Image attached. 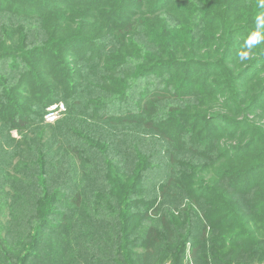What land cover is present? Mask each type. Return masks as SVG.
Returning a JSON list of instances; mask_svg holds the SVG:
<instances>
[{
	"label": "trees",
	"instance_id": "obj_1",
	"mask_svg": "<svg viewBox=\"0 0 264 264\" xmlns=\"http://www.w3.org/2000/svg\"><path fill=\"white\" fill-rule=\"evenodd\" d=\"M191 2L194 5L193 9L189 8ZM262 5L263 0H0V17L23 21L27 17L33 21L39 19L42 27L47 30L40 45H24L29 44L28 30L18 39L9 34L5 38L0 36V65H7L10 71H19V67L27 69L21 75L20 81L28 77L37 81L42 75H47L60 86L68 81V77L75 75V71L70 68L72 63L70 55L74 54L76 57L87 55L93 57L94 65H102L100 71L118 72L117 77L106 78L111 86L120 89L124 86L121 94H117L119 93L117 90H109L108 93L115 95L116 98L118 95L127 94L124 91L134 86L133 82L136 79L152 77L153 70L158 68L164 71L179 70L192 64H204L203 58L219 56L218 60L211 63L214 68L225 72L226 77L222 80L226 89L224 91L232 93L237 74L234 67L239 61V58L234 57L236 55L241 57L245 51L253 53L257 49L248 44L259 43V33L260 37L264 35V31L259 33L256 31L257 28L264 27ZM0 23H2L0 29L5 33L8 29L6 25L17 24L16 21ZM77 25H79L77 33L67 36V30ZM101 33L105 38L98 36ZM234 44L244 48L237 52L233 49ZM85 47L89 50L87 52L85 50V56H80L79 50ZM257 48L260 52L263 45L259 44ZM132 50L134 53H131ZM135 55L138 60L134 59ZM228 62L231 69L226 68ZM133 65L139 70L138 75L132 78L129 72L134 68ZM0 85L7 88L1 80ZM208 95L211 94L207 92L206 96ZM165 97H167L165 94H159L156 99ZM229 99L236 101L230 96ZM52 101H48L46 105ZM100 105L102 103L97 105V109L101 107ZM108 119H112L113 122L129 123L142 121L143 128L140 129L144 130H142L144 139L140 131H130L127 135L133 151L129 156L122 158L130 159L131 156H135L132 164L126 169L122 165L114 167V163H111L114 156L109 159V154L119 156L117 148L110 149V144L104 146L106 150H102L103 155V152L99 151L102 148L98 145L99 140H95L94 135L87 136L89 138L87 140L84 133L78 134L87 143L88 151L103 158L97 162L92 161L90 166L92 168L87 169L88 164L85 165L83 158L79 157L80 163L84 164L82 174L85 175L80 181L81 190H73L71 185L69 189L72 191L69 192L70 184L67 183L71 173L69 169L63 171L65 178L61 175V179L64 181L57 184L54 189H50L48 183H42L43 189L38 194L44 195L48 200L45 201L43 197L41 201L36 202V206L28 207L27 227L32 232L28 237L32 240L19 264H27L28 259L34 257L33 251L45 243L43 228L48 225V217L54 214L55 198L59 197L73 205L74 215H78L79 218L85 217L89 205L92 206L89 210L91 214L100 213L101 217L106 218L99 222L92 220V215L88 217L89 222L98 225L103 223L113 229L111 231L113 238L107 246L108 255L102 264H152L149 260L152 255H156L155 263L160 261V264H180L187 247L190 249L192 261L187 260L186 264L264 262V180L259 179L247 184L240 182L253 171L264 169V162L256 164L249 162L256 157L250 150L252 143L246 144L244 141L234 146V149L239 150L234 156H228V153L220 154V159L225 161L218 167H214L210 160L206 162L207 164L203 162L202 169L211 168L216 176V182L207 186L197 182L200 181V177L196 179L197 184L189 188L188 194L185 193L186 197L182 193L181 199L183 197V200L185 199L184 207L179 210L178 203L172 212L159 217V224H155L148 219L158 215L160 203L158 204V199L146 201L141 193L145 187L147 172L154 163L152 160L157 159L158 146L162 143L168 146L175 141L153 119L147 121L128 117ZM25 125L26 122L21 118L12 127L22 129ZM86 132L93 133L89 129ZM246 146L249 148L245 149ZM261 154H264V148ZM47 172L48 168L43 160L41 173ZM91 173L95 176L89 177ZM171 180L170 178L169 181ZM70 181L72 183V179ZM204 192L207 193L206 196ZM88 193L93 194L92 199L90 195H86ZM155 197H160V193L159 195L156 193ZM109 210H114L111 214L115 219L107 218L110 217ZM38 214H41V217ZM66 216L65 213L58 216V223L62 227L65 226L63 219L66 220ZM199 222L202 227L198 236L196 231L199 230L197 228ZM181 225L184 226V240L178 246L177 236ZM162 235L169 238L167 245L172 242L176 244L158 249ZM61 238L63 239V236ZM138 240L142 241L139 245ZM233 241H237L238 244L232 246ZM90 243L91 240L89 245L92 247ZM30 247L31 253L28 250ZM2 251L0 249V252ZM157 251L160 254L156 253ZM5 255L6 253L3 256ZM12 261L9 263L18 264Z\"/></svg>",
	"mask_w": 264,
	"mask_h": 264
},
{
	"label": "rangeland",
	"instance_id": "obj_2",
	"mask_svg": "<svg viewBox=\"0 0 264 264\" xmlns=\"http://www.w3.org/2000/svg\"><path fill=\"white\" fill-rule=\"evenodd\" d=\"M193 6L191 2L189 8L193 9ZM262 8L264 11V0ZM192 18L196 20L195 17ZM8 21H16L17 24L6 25L8 27L6 33L0 29V36L5 38L9 34L18 39L28 30L27 35L30 40L29 44H24L26 46L40 45L47 33L39 19L33 21L27 17L23 21L0 17V22ZM78 28L79 25L70 27L67 36L76 34ZM260 28L256 29L258 33L264 31V27ZM260 34L259 43L248 44L258 51L254 50L253 53L245 51L246 53L241 57L237 55L234 57L239 58V61L234 67V72L237 74L232 93L224 91L226 89L222 80L226 77L225 72L214 68L211 63L218 60L219 56L203 58L204 64H192L179 70L164 71L162 68L153 70L152 77L136 79L133 82L135 85L124 91L127 94L118 95L116 98L115 95L108 93L109 90H117L119 91L117 94H121L124 86L121 89L111 86L106 78L117 77L118 72L100 71L102 65H94L93 57L86 55L89 50L87 47L79 50L80 56L86 55L85 57L70 55L72 58L70 68L75 71V75L68 77V81L60 86L47 75H42L37 81L31 77L20 81L21 75L27 69L19 67V71H10L7 65H0V80L7 87L0 85L2 106L0 110V249L3 250L0 252V264H10L12 260L19 264L31 242L32 238L28 237L32 232L27 227V212L28 207L36 206V202L41 201V198L48 200L44 195H39L43 189L42 183H48L49 188L54 189L57 184L64 181L63 178L61 179V175H64L63 171L69 169L71 170L67 182L70 184L69 192L72 189L81 190L80 181L85 175L82 174L84 164L80 163L79 157L83 158L85 165L88 164L87 169L92 168L90 167L92 161L102 160L103 157L95 156L86 149L87 143L78 134L84 133L87 140L89 139L87 136L94 135L95 140H99L98 145L102 147L99 150L101 153L106 150L104 146L109 144L110 149L117 148L119 156L110 153L109 159L114 156V160L111 159L113 166L122 165L124 169L128 168L135 158V156H131L130 159L122 158L129 156L133 151L127 135L130 131H140L142 134L143 129L141 130L140 127L143 128V123L140 118L144 119L143 121L153 119L170 134L175 142L169 143L168 146L164 143L158 146L157 159L152 160L154 163L147 172L145 187L141 193L146 201L158 199V204L160 203L158 215L148 219L155 224H159V217L172 212L178 203L179 210L184 207L185 199L181 197L183 194L185 196L186 192L188 194L193 184H197L196 179L200 177V181L197 182L207 186L216 182V176L211 168L202 169L203 162L207 164L206 162L210 160L214 167H218L225 161L220 159V154L228 153V156H234L239 150L233 147L244 141L246 144H253L250 150L253 156H256L249 162L254 164L264 162V154H261L264 148V35L260 37ZM98 36L105 38L103 33ZM259 44L263 45L260 52L257 48ZM243 48L244 46L238 44L233 46L237 52H241ZM131 53H134L133 50ZM134 59L138 60V57L135 55ZM226 68L231 69L229 62L226 63ZM138 70L135 66L130 69L129 74L132 78L138 75ZM37 83L40 84L36 85ZM190 91L197 93L191 94ZM207 92L211 95L206 96ZM159 94H165L167 97L156 99ZM183 96L186 98L182 99ZM229 96L236 101L230 100ZM48 101L52 103L61 101L67 107L66 113L55 123L44 121L45 110L51 103L46 105ZM100 103L102 105L97 109ZM123 117L139 118L140 121L129 123L128 121L113 122L112 119H108ZM21 118L26 122L25 127L13 128V124L18 123ZM87 129L93 133H87ZM144 138L142 134V139ZM176 148H180L179 151H176ZM230 149L232 151H229ZM107 150L109 153V149ZM43 160L48 168L47 174L41 173ZM260 170L253 171L240 182L247 184L259 179L264 180V169ZM92 176L95 174H89V177ZM167 184H169L168 188ZM71 185L72 189H69ZM156 193L157 195L160 193V197L156 198ZM204 194L206 196L207 193ZM86 195H90L92 199V193ZM62 200L63 197L55 198V212L48 217V225L43 228L45 243L33 251L34 257L28 259L27 264H88L89 262L102 264L101 262H105L106 260L103 259L108 255L107 246L113 238L111 236L113 229L103 223L98 225L89 222L90 215L93 216L92 220L99 222L106 220L104 216H100V213L91 214L89 211L91 205L86 209L88 213L82 219L74 215L75 209L69 201ZM112 212L114 210H109L110 217L107 218L115 219ZM61 213L67 215L66 220L63 219L64 227L58 223V216ZM38 215L41 217V214ZM201 227L199 222L197 226L199 230L196 231L198 236L201 234ZM179 229L178 246L184 240V226L181 225ZM168 239L166 235H162L158 249H164ZM90 240L92 247L89 245ZM199 241L200 239L197 240ZM141 242L138 240L137 244ZM175 244V242L169 243L167 247ZM237 244V241H233L232 246ZM31 249V247L28 249L30 253ZM156 253L160 254L159 251ZM155 257L156 255H152L149 260L152 264H160V261L155 263ZM181 259L180 264H186L187 260L192 261L189 247ZM256 264H264V262H256Z\"/></svg>",
	"mask_w": 264,
	"mask_h": 264
},
{
	"label": "built area",
	"instance_id": "obj_3",
	"mask_svg": "<svg viewBox=\"0 0 264 264\" xmlns=\"http://www.w3.org/2000/svg\"><path fill=\"white\" fill-rule=\"evenodd\" d=\"M67 107L64 102L57 101L51 103L47 106L45 114H44V121L46 123H55L57 122L61 116L66 112Z\"/></svg>",
	"mask_w": 264,
	"mask_h": 264
}]
</instances>
